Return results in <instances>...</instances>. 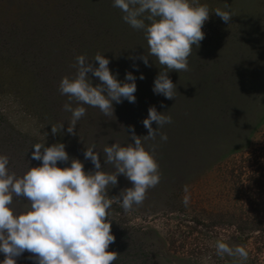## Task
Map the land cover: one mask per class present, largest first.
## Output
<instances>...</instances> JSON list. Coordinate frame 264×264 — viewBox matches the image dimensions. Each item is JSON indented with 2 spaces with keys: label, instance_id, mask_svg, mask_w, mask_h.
Returning <instances> with one entry per match:
<instances>
[{
  "label": "rangeland",
  "instance_id": "1",
  "mask_svg": "<svg viewBox=\"0 0 264 264\" xmlns=\"http://www.w3.org/2000/svg\"><path fill=\"white\" fill-rule=\"evenodd\" d=\"M200 3L210 10L204 39L193 46L187 71L168 72L177 91L166 99L153 92L155 77L166 69L153 56L148 65L139 59L148 55L143 31L122 19L113 0H0V154L9 157L10 172L21 175L42 163L32 159L35 143L56 142L93 171L85 148L95 145L103 165L105 146L132 142L129 126L137 136L148 134L143 119L149 107L171 116L159 128L167 141L157 135L144 142L146 149L155 146L159 183L129 212L118 204L108 210L115 237L108 250L118 253L114 264H264L257 239L264 236L258 225H264V181L250 187L253 176L264 172V0ZM217 8L231 12L228 23ZM98 52L118 81L126 72L136 77V101L113 102L111 117L84 105L76 134H69L71 113L64 110L68 97L59 91L60 80L75 75L78 55L92 60ZM61 123L53 135L51 126ZM117 179L109 197L132 186L123 175ZM25 203L13 198L16 210ZM221 239L244 247L248 258L217 255ZM29 256L25 252L16 264H35Z\"/></svg>",
  "mask_w": 264,
  "mask_h": 264
},
{
  "label": "clouds",
  "instance_id": "2",
  "mask_svg": "<svg viewBox=\"0 0 264 264\" xmlns=\"http://www.w3.org/2000/svg\"><path fill=\"white\" fill-rule=\"evenodd\" d=\"M113 7L121 10L122 19L129 26L143 31L148 55L139 59L148 65V58L153 56L166 69L155 77L153 92L174 99L176 84L168 72L188 70L193 46L198 47L204 39L202 27L209 19L208 5L200 0H113ZM224 7L228 9L229 5L225 3ZM214 12L225 23L233 16L219 8ZM92 60L78 55L75 75L64 76L59 83L60 93L68 97L63 107L71 113L69 134H76L77 122L86 114L84 105L111 117L113 102L136 101V77L131 72H126L121 82L110 71L108 58L98 52ZM89 73L99 83L94 85ZM139 79H144L143 74ZM153 122L156 128L152 127ZM166 123H171V116L149 107L143 119L148 134L137 136L129 126L132 142L105 146L103 165L95 145L85 148L84 159L91 161L93 171H85L82 161L70 158L60 142L47 147L44 143L32 145V159L42 163L29 166L21 175L10 172L9 157L0 154V253L4 255L0 264H16L25 252L35 264H114L118 253L108 250L115 242L108 210L118 204L125 213L129 212L134 205L142 204L148 190L159 183L155 146L146 149L144 142L155 141L157 135L167 141V135L159 132ZM63 124L52 125L51 133H60ZM69 160L70 166H58V162ZM105 165H111L113 171H105ZM119 175L125 176L132 186L122 189L119 196L109 197L107 190L118 184ZM14 197L26 201L19 210L13 208ZM184 202L187 204V198ZM215 250L221 257L248 258L244 247H232L222 239L215 242Z\"/></svg>",
  "mask_w": 264,
  "mask_h": 264
},
{
  "label": "trees",
  "instance_id": "3",
  "mask_svg": "<svg viewBox=\"0 0 264 264\" xmlns=\"http://www.w3.org/2000/svg\"><path fill=\"white\" fill-rule=\"evenodd\" d=\"M263 169H264V168H263ZM255 181H258V182H259V181H264V172H260V170H259V171L257 172V176H253L252 180L250 181V183H251L250 187L253 185V183H254ZM252 187H253V186H252ZM252 201H253V199H252ZM258 225H259V226L262 225L261 227L264 228V225H263L262 223L259 222ZM257 239L261 241V245H264V236L258 235V238H257ZM257 249H259V247H258Z\"/></svg>",
  "mask_w": 264,
  "mask_h": 264
}]
</instances>
